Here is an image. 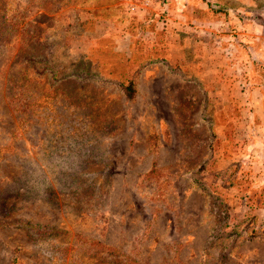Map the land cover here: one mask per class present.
Wrapping results in <instances>:
<instances>
[{"label": "rangeland", "instance_id": "obj_1", "mask_svg": "<svg viewBox=\"0 0 264 264\" xmlns=\"http://www.w3.org/2000/svg\"><path fill=\"white\" fill-rule=\"evenodd\" d=\"M263 57L264 0H0V264H264Z\"/></svg>", "mask_w": 264, "mask_h": 264}, {"label": "crops", "instance_id": "obj_2", "mask_svg": "<svg viewBox=\"0 0 264 264\" xmlns=\"http://www.w3.org/2000/svg\"><path fill=\"white\" fill-rule=\"evenodd\" d=\"M251 28H253L252 25H244V24H241V30H245V29H248L250 30ZM242 36H244V33L241 34ZM264 59V57H263ZM253 76H255L253 74ZM252 76V78H253ZM255 81H252V85H251V90H250V93L252 96L254 95H258L261 99H264V89L262 86H256L257 83H254ZM248 94V92H246ZM260 113L258 112V116L261 117V119L263 120V123H259V124H256L254 125L251 129L255 132H261V133H264V107H262L260 110ZM247 128V127H246ZM243 129V130H246ZM250 128L248 127L247 131L249 130Z\"/></svg>", "mask_w": 264, "mask_h": 264}, {"label": "trees", "instance_id": "obj_3", "mask_svg": "<svg viewBox=\"0 0 264 264\" xmlns=\"http://www.w3.org/2000/svg\"><path fill=\"white\" fill-rule=\"evenodd\" d=\"M127 90H130V88H128Z\"/></svg>", "mask_w": 264, "mask_h": 264}, {"label": "built area", "instance_id": "obj_4", "mask_svg": "<svg viewBox=\"0 0 264 264\" xmlns=\"http://www.w3.org/2000/svg\"><path fill=\"white\" fill-rule=\"evenodd\" d=\"M132 9H134V8H132Z\"/></svg>", "mask_w": 264, "mask_h": 264}]
</instances>
